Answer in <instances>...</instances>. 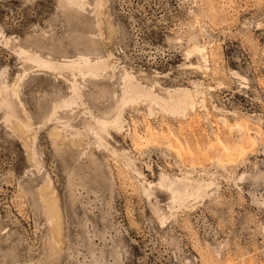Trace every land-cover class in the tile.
Returning a JSON list of instances; mask_svg holds the SVG:
<instances>
[{
	"label": "rangeland",
	"instance_id": "obj_1",
	"mask_svg": "<svg viewBox=\"0 0 264 264\" xmlns=\"http://www.w3.org/2000/svg\"><path fill=\"white\" fill-rule=\"evenodd\" d=\"M0 264H264V0H0Z\"/></svg>",
	"mask_w": 264,
	"mask_h": 264
},
{
	"label": "bare ground",
	"instance_id": "obj_2",
	"mask_svg": "<svg viewBox=\"0 0 264 264\" xmlns=\"http://www.w3.org/2000/svg\"><path fill=\"white\" fill-rule=\"evenodd\" d=\"M36 62L40 65V66H43V67H49L50 66V62L49 61H46L45 59H41V60H36ZM73 63H78V62H73ZM75 64V65H76ZM74 65V66H75ZM78 66V65H76ZM7 102H9V100H7ZM54 203L53 202H50L49 205H48V209H50V212H55V208H54Z\"/></svg>",
	"mask_w": 264,
	"mask_h": 264
}]
</instances>
